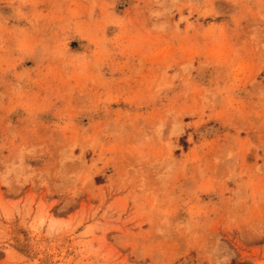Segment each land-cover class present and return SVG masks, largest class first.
Here are the masks:
<instances>
[{
    "label": "rangeland",
    "instance_id": "obj_1",
    "mask_svg": "<svg viewBox=\"0 0 264 264\" xmlns=\"http://www.w3.org/2000/svg\"><path fill=\"white\" fill-rule=\"evenodd\" d=\"M0 264H264V0H0Z\"/></svg>",
    "mask_w": 264,
    "mask_h": 264
}]
</instances>
